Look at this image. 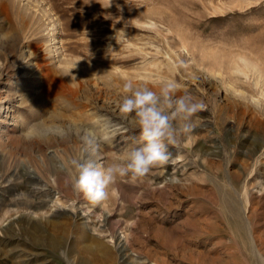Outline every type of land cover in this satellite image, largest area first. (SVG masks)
<instances>
[{
    "label": "rangeland",
    "instance_id": "obj_1",
    "mask_svg": "<svg viewBox=\"0 0 264 264\" xmlns=\"http://www.w3.org/2000/svg\"><path fill=\"white\" fill-rule=\"evenodd\" d=\"M205 107L169 160L72 188L82 130L139 146L123 84ZM64 130L61 136L53 129ZM264 264V0H0V264Z\"/></svg>",
    "mask_w": 264,
    "mask_h": 264
},
{
    "label": "clouds",
    "instance_id": "obj_2",
    "mask_svg": "<svg viewBox=\"0 0 264 264\" xmlns=\"http://www.w3.org/2000/svg\"><path fill=\"white\" fill-rule=\"evenodd\" d=\"M178 85L173 80L161 82L159 91L148 87H134L132 81L123 84V99L119 110L125 115H134L140 133L139 146L124 151L122 162L100 166L96 161L98 142L94 130L84 128L81 140L85 155L72 159L75 175L72 188L83 194L85 200L98 205L109 197L108 189L117 176L130 175L133 180L146 177L169 160V145H176L181 134L190 133L195 126L194 117L204 107L190 94L177 95ZM63 135L64 130L53 129ZM65 264H73L66 251L59 253Z\"/></svg>",
    "mask_w": 264,
    "mask_h": 264
}]
</instances>
